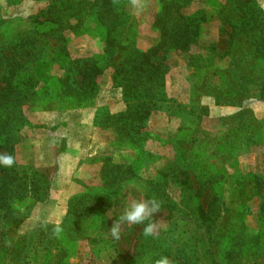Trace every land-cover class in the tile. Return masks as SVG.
Segmentation results:
<instances>
[{"label": "rangeland", "instance_id": "374dc122", "mask_svg": "<svg viewBox=\"0 0 264 264\" xmlns=\"http://www.w3.org/2000/svg\"><path fill=\"white\" fill-rule=\"evenodd\" d=\"M53 1L67 0H0V91L4 55L24 52L17 39L43 25L35 16ZM164 1L119 2L120 31L131 41L112 58L94 18L78 28L46 23L55 36L48 28L35 34L37 94L20 102L28 122L15 161L49 169V197L6 230L0 264H155L162 256L171 264H264V48L257 46H264V0L180 1L176 20L199 29L189 49L160 53L167 65L162 94L136 141L102 126L106 115L135 105L113 82L111 63L160 42ZM91 57L103 64L99 91L71 107L56 97L58 79ZM153 197L161 203L153 216L158 235L124 224L113 239L109 229L131 201Z\"/></svg>", "mask_w": 264, "mask_h": 264}, {"label": "trees", "instance_id": "16d2710c", "mask_svg": "<svg viewBox=\"0 0 264 264\" xmlns=\"http://www.w3.org/2000/svg\"><path fill=\"white\" fill-rule=\"evenodd\" d=\"M69 1L67 0L65 4L53 1L41 9L35 19L38 24L43 25L34 31V34L20 37L16 41V47L25 45L24 52L4 55L5 85L0 94L7 103L0 104V153L11 154L14 159L16 145L20 141L18 133L28 122L20 102L37 94L38 82L32 64L35 61L33 44L37 37L35 34H46L48 27L44 24L78 28L89 18H94L103 27L105 33L103 37L107 45L105 52L110 58L115 48L123 50L131 41L129 34L122 35L120 31L121 11L118 4L122 0H72L71 4ZM180 1L182 0L164 1L161 16L156 24L161 34V40L157 45L144 51L134 48L122 62L111 63L114 69L113 82L123 88L125 98L133 101L135 105L129 106L125 111L106 115L102 126L112 129L122 137H130L132 141H136L135 135L144 127L155 96L162 94L159 88L163 85L167 65L163 61L165 56L160 53L169 48L189 49L193 37L198 32L199 28L193 22L185 20L179 23L176 20L175 13H179ZM48 29L49 32L54 30L52 35L55 36L57 29L54 27ZM58 37L63 38L61 35ZM258 37L264 41V31ZM257 46L259 50L264 48L260 43ZM25 53L26 56L23 57ZM69 72L71 74L67 78L59 77L60 85L56 97L67 98L72 103L71 107L93 99L100 88L99 78L103 73L101 60L98 57L76 60L70 64ZM194 132L202 133L205 138L209 137L208 132L201 126H196ZM48 175V168H21L16 161L11 168L0 166V255L7 248L6 230L27 217L23 209L31 207V203L43 202L49 197ZM106 177L112 179L113 176L108 172ZM237 194L242 197L245 192L239 190ZM76 198L78 195L74 197ZM86 211L88 214L91 213L89 210Z\"/></svg>", "mask_w": 264, "mask_h": 264}, {"label": "clouds", "instance_id": "9594fccd", "mask_svg": "<svg viewBox=\"0 0 264 264\" xmlns=\"http://www.w3.org/2000/svg\"><path fill=\"white\" fill-rule=\"evenodd\" d=\"M133 3H138V0H133ZM15 164V159L11 154L0 153V166L11 168ZM161 212V203L156 198L147 200H133L125 208L123 213L115 219L109 232L113 239L119 240L121 238V229L124 224L128 225H144L142 235L156 236L159 232V226L154 222L153 216ZM148 221L147 224L145 222ZM63 228L60 223H56L52 229V234L59 237ZM155 264H171L168 257L162 256L155 260Z\"/></svg>", "mask_w": 264, "mask_h": 264}]
</instances>
